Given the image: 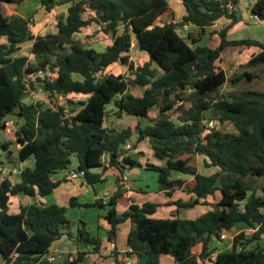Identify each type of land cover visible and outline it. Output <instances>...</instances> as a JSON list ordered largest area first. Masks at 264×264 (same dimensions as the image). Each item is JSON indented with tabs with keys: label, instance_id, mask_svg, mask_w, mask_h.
I'll return each mask as SVG.
<instances>
[{
	"label": "trees",
	"instance_id": "1",
	"mask_svg": "<svg viewBox=\"0 0 264 264\" xmlns=\"http://www.w3.org/2000/svg\"><path fill=\"white\" fill-rule=\"evenodd\" d=\"M23 1L0 0V132L14 120L18 161L33 158L34 168L21 170L18 182H11V173L0 178L3 264L36 262L63 236L75 247L70 253L73 260L64 259L63 263L81 264L89 253L102 256L103 242L89 233L85 222L69 221L63 207L36 202V198L50 196L65 181L54 176L69 170L72 158L78 164L73 171H83V181L90 187L101 182V173L110 168L122 176L140 167L156 172L158 190L171 197L173 186L182 184L169 180L172 173L192 177L194 185L182 192L194 198L173 202L177 210L205 205L208 197L220 193L214 209L194 220L180 219L176 213L167 219L154 218L159 205L150 202L131 204L119 213V190L105 204L101 200L79 204L72 198V208H106L107 242L116 246L117 264L121 263L116 260L115 240L119 226L126 221L130 229L124 256L134 255L142 264H158L162 255L172 257L175 264H203L212 261V255L213 264H264V186L259 193L252 187L264 178V92L247 90L210 99L227 82L225 72L216 66L226 48H257L247 66L264 65V35L262 41L226 38L227 30L239 22V0H180L184 10L181 19L161 26L155 23L169 9V0H38L47 13L71 3L66 14L57 18L56 31L43 36L31 33L32 17L5 14L4 5H20ZM249 11L255 21L264 22V0H252ZM86 13L89 15L83 18ZM220 19L229 20V24L213 32L218 45H202L207 29ZM93 23L111 38L103 51L75 39ZM183 25L192 28L186 37L176 33ZM133 39L136 49L148 57L135 70L134 79L105 73L113 64L129 65ZM27 42L31 43L35 63L16 55ZM38 73L44 74L43 79L36 77ZM243 76L255 78L248 72ZM37 84L48 97L64 98V105L25 103L28 90ZM130 85L142 88V95L129 93ZM188 90L196 103L184 109L178 103L184 101ZM73 96L83 99H68ZM111 104L117 109L116 116L134 117L137 125L121 130L108 127L107 107ZM157 106L158 118L141 126L140 120L148 119L150 110ZM175 108L181 115L173 120L165 113ZM207 117L222 125L231 124L234 131L207 129L203 124ZM144 140L163 166L140 164L134 158L141 153L134 155L132 151ZM126 144H130L129 150H124ZM0 149L7 152L9 160V143L0 141ZM196 156L202 157L206 168L217 170L209 175L200 173L198 166L190 163ZM3 164L0 161V173ZM119 187L122 189L121 184ZM15 196H26L33 202L12 213L10 198ZM239 224L249 231L233 235L229 250L216 252L210 248L213 240L221 241L222 234ZM198 246L200 251L195 254L193 249Z\"/></svg>",
	"mask_w": 264,
	"mask_h": 264
},
{
	"label": "rangeland",
	"instance_id": "2",
	"mask_svg": "<svg viewBox=\"0 0 264 264\" xmlns=\"http://www.w3.org/2000/svg\"><path fill=\"white\" fill-rule=\"evenodd\" d=\"M252 0H239V4L237 7V17L239 18L238 24L232 26L227 30V39L229 40H239V39H252L256 41H262L264 35V23H255V21L251 18L249 7L251 6ZM71 3H67L64 5H60L55 7L51 12L47 13L43 9H40V5L38 0H26L23 5H4V12L7 16L19 15L22 16H34L32 18V24L30 25V31L34 36H43L48 33H54L56 31V21L57 18L61 15H65L67 8L70 6ZM184 10L180 3L177 0H170V9L164 13L155 23V25L161 26L165 23L174 21L178 22L183 15ZM89 13L83 15V18H86ZM226 27V24L223 21L216 22L211 27L207 29V33L202 37L201 44L208 46L210 48H214L217 44L218 37L214 35L213 32H217L220 29ZM179 28V27H178ZM192 28L189 27L185 33H182L184 37L188 32H191ZM121 33V29L119 30ZM75 39L82 42L86 47L93 48L96 51H103L107 46L111 44V38L109 35L104 34L102 31L99 30L98 26L93 23L90 27L82 29L79 33L75 35ZM132 48L129 52V65L123 66L119 63L113 64L109 66L105 73L107 74H114V75H121L126 80H133L135 67L134 64H138L139 67H142L148 60V57L143 54L142 52L138 51L135 47L134 39L132 41ZM31 43L27 42L20 46L19 51L16 55L18 56H25L28 59L29 63H35V58L30 53ZM240 48V49H239ZM239 48H228L224 51L223 57L221 58L220 62L216 63L218 68H222L226 74L227 82L215 93L211 94L210 99H214L217 96H228V95H238L244 91L251 90V91H261L264 92V65H259L257 67H248L247 62L251 58L252 55L255 54V48L253 49H245L243 47ZM239 51V53H236ZM151 68L154 70L156 69L155 65H151ZM244 72H248L250 74L255 75V78L248 79L247 77L243 76ZM50 74V73H49ZM50 76H52L50 74ZM251 76V77H252ZM41 80V77H39ZM235 82H232V80ZM128 92L134 96H141L143 89L137 86H129ZM68 99L71 100H82L83 97H69ZM183 102L178 103L179 106H183L184 109L190 108L196 100L192 97V93L190 90L186 92L185 97H183ZM37 102H42L46 106H61L64 105L65 99L62 97H54L50 98L47 94L41 95L38 98ZM69 110V108L67 109ZM159 113V106L154 107L149 112V118L145 120H141V126H145L148 124H152L158 118ZM117 109L114 107L113 104L107 107V119L106 125L108 127L121 130L123 128H134L138 121L134 117H128L125 115H121L120 117L116 116ZM166 116L170 117L173 120H176L180 115L181 111L177 110V108L168 111L165 113ZM209 117H207L208 120ZM11 120V119H10ZM12 127L6 129L5 131L0 132V141L9 143V150L11 151V158L6 160L7 152L0 149V161L3 162V168L11 170L19 166V161L17 158L18 153V145L16 144L14 131L17 128L14 125V120H11ZM214 130H221L224 132H232L234 131L231 124H219L216 121V125L214 126ZM145 153L142 154L143 160L148 162V159L151 155L150 153V145L147 140L140 144ZM135 159H138L137 156H134ZM74 159L72 158V161ZM10 161V163H9ZM191 164L198 166L200 172L204 175H209L212 172H215L216 168H206V165L203 163L202 157H194L191 161ZM73 163L71 164L69 169H73ZM141 175L137 177L134 173L132 174V179L134 181L143 180L144 183H148L151 188L154 187L157 181V174L154 172H144L141 171ZM3 175H8V172L0 173V178ZM108 180L113 183L114 178L109 177ZM140 182H137L139 184ZM142 184V183H141ZM140 184V185H141ZM264 186V178L256 180L252 183V187L256 190V193L260 192V188ZM100 186H96L98 188ZM219 192H216L214 199L217 202L219 200ZM214 201V202H215ZM214 209V207L212 206ZM201 209H205L202 208ZM77 210V209H75ZM249 230L245 228V226L239 224L237 225L231 232L230 236L235 235L239 232H248ZM248 234V233H247ZM217 241L213 240L211 246L216 245Z\"/></svg>",
	"mask_w": 264,
	"mask_h": 264
},
{
	"label": "crops",
	"instance_id": "3",
	"mask_svg": "<svg viewBox=\"0 0 264 264\" xmlns=\"http://www.w3.org/2000/svg\"><path fill=\"white\" fill-rule=\"evenodd\" d=\"M25 1H23L20 5H23ZM177 1H180V0H177ZM40 9L42 8L40 7ZM169 9H170V0H169ZM14 16H19L22 18L32 17L31 15L28 17L22 16V15H19L18 13L17 15H14ZM219 21H223V23H225L226 26L229 24V20L227 19H220L216 22H219ZM255 23L258 24L259 22H255ZM260 23H264V22H260ZM226 38H227V35H226ZM217 45H218V40H217L216 46ZM227 49L228 48H226L225 50ZM250 49H253V48H249V50ZM255 49H256L255 50V54H256L259 50L257 48ZM236 53H239V51H237ZM223 56L224 55L222 54V57ZM142 142H140L137 145L136 149L132 151V154L134 155H136L138 152L141 153V155H138L137 161L140 164L148 163V164H153L155 166H163L164 162L155 159L152 155L151 149H150V153L152 157L151 156L149 157L148 162L146 160H143L142 154H144L145 151L143 147L140 145ZM19 163H20L19 166L16 168H13L11 170L4 168L3 170V173L5 172H8V174L11 173L8 177L13 183L19 181V175H20L21 170H23L24 168H30V169L34 168L33 158L27 159L26 161L19 162ZM72 163L74 167L77 166V163L75 160H73ZM13 170H16L17 173L12 174ZM72 171L73 169H69L64 172H60L57 175H55L54 178L62 179L64 178L67 172H72ZM141 171L152 172V171H146L140 167H137L125 173V175L128 178V181H127L128 189L127 190L121 189L119 187L120 186L119 178H121L119 172L115 168H110L105 173H101V182L96 183L93 187L86 185L83 180L69 181L65 179V181L61 182L60 185L53 191V193L50 196L46 198H40V199L36 198V200L37 201L39 200L38 202L44 205L55 204L60 207H63L65 209L66 218L71 222H74V223H77L78 221L85 222L87 224L89 233L92 234L93 236L98 237L103 242V245H102L103 248L104 247L106 248L108 244L107 230L109 229V224L105 219L106 213H107L106 208H98L93 205L91 207L72 208L69 205V202L72 198H75L79 204H94L96 200H99V198L102 196L103 193L106 192L109 194V196H112L116 191L119 190L121 192V197L117 200V211L119 213L125 211L131 204L142 205L143 203L150 202V203H155L159 205L156 213L153 216L154 218L167 219V218H170L172 214L176 213V215L180 219H187V220H194L197 217L201 216L202 214L206 213L207 211L213 210L212 208V206L214 207L213 204H216L219 201V200L217 202L215 201L214 199L215 195H214L212 197H208L205 200L206 201L205 205L196 204L192 208H183V209L177 210L173 202L178 201V200H180L181 202H188L189 200L194 198V195H187L182 192L183 188H186L187 186L192 187L194 185L195 183L194 179L192 177L183 176L177 173H172L171 176L169 177V180L170 181L180 180L182 181V184L179 186H173L174 191L172 193V196L167 197L164 192L158 190L157 181L154 187L151 188L149 184L144 183L145 181L143 180L134 181V179H132L133 173L137 177H139L141 175L140 174ZM198 171L200 172L199 169ZM110 176L114 178L113 183L110 182V180H108ZM157 177H158V174H157ZM137 182H140V183L137 184ZM96 186H100V187L96 188ZM32 202L33 200L26 196L11 197L10 198V203H11L10 212L17 213L19 212L20 206H26V205L31 204ZM201 207L205 209L202 210ZM75 229L76 228L73 227L72 232H74ZM129 229H130L129 221H126L125 223L119 226V230L117 232V236L115 240L116 245H117V251H118V256L116 260L119 261L121 264H124V260H129L130 264H142L141 262L142 260L138 259L134 255L129 258L124 256L125 251H127L128 249L126 239H127V234H128ZM229 234L230 232L224 234L226 236V239L217 241V244L214 246L210 245V248L216 249V252L229 250L231 247L230 239L233 236V235L230 236ZM66 248L69 254L75 252V247L73 246L72 242L68 238H66V236H63L61 239H59L58 241L52 244L49 251L63 250L66 254ZM199 251H200V246L195 247L193 249V252L195 254L199 253ZM214 256L215 255H212V258H211L212 261H207V262H204L203 264H213ZM0 264H3L1 259H0ZM31 264H51V263L48 262L46 257H43L39 259L38 261L33 262ZM56 264H69V263L68 262L63 263L62 261H58ZM81 264H117V263L114 259H108L99 254L89 253ZM158 264H175V261L172 257L168 255H162L159 257Z\"/></svg>",
	"mask_w": 264,
	"mask_h": 264
},
{
	"label": "built area",
	"instance_id": "4",
	"mask_svg": "<svg viewBox=\"0 0 264 264\" xmlns=\"http://www.w3.org/2000/svg\"><path fill=\"white\" fill-rule=\"evenodd\" d=\"M253 19V18H252ZM254 20V19H253ZM255 21V20H254ZM257 22V21H255ZM30 27V26H29ZM99 28V27H98ZM189 26L188 25H183L182 27H179L176 29V33L182 37L184 35L182 33H185L188 30ZM135 70L139 67L138 64H134ZM36 77H41L43 79L44 74L38 73ZM44 91L42 87H40L38 84L35 86L34 89L28 90L24 102L25 103H36L38 101V98L41 95H44ZM205 127L207 129H214V126L216 125V121L214 120H205L204 123ZM6 129H9L12 127V122L8 121L6 124ZM130 149V144H126L124 146V150H129ZM106 162H108L106 160ZM17 171L13 170L12 174H16ZM84 172L83 171H72V172H67L64 176L66 180L69 181H74V180H83ZM128 178L124 174L121 176L120 184L122 186V189L127 190L128 185H127ZM109 194L108 193H103L102 196L99 198V200L102 201L103 204L106 203V201L109 199ZM36 202H38L36 200ZM221 240L226 239V236L224 234L221 235ZM115 252H116V246L113 242H108L106 248L102 251V256L108 259H114L115 258ZM44 257L47 258L48 262L51 264H56L58 261H63L64 259H67L68 262H71L73 260V256L69 254L68 257L65 256V252L63 250H53L49 251L48 254H46ZM124 264H130L129 260H124Z\"/></svg>",
	"mask_w": 264,
	"mask_h": 264
},
{
	"label": "water",
	"instance_id": "5",
	"mask_svg": "<svg viewBox=\"0 0 264 264\" xmlns=\"http://www.w3.org/2000/svg\"><path fill=\"white\" fill-rule=\"evenodd\" d=\"M77 165H78V164H77ZM65 255H66V257H68V256H69V253L67 252V248H66V254H65Z\"/></svg>",
	"mask_w": 264,
	"mask_h": 264
}]
</instances>
